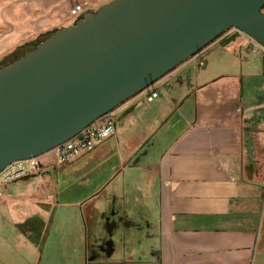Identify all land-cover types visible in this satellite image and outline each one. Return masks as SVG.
Returning <instances> with one entry per match:
<instances>
[{
	"label": "crops",
	"instance_id": "1",
	"mask_svg": "<svg viewBox=\"0 0 264 264\" xmlns=\"http://www.w3.org/2000/svg\"><path fill=\"white\" fill-rule=\"evenodd\" d=\"M48 1L0 0V51L75 23L76 4L91 2L94 11L110 0H64L60 13L40 8ZM255 43L229 28L115 108L112 136L65 164L46 152L38 173L5 184L0 264H142L134 251L107 255L100 247L110 235L98 236L102 218L112 231L118 224L107 187L138 155L137 190L157 213L147 264H264V49ZM79 160L80 179L100 173L84 195L65 196L51 171Z\"/></svg>",
	"mask_w": 264,
	"mask_h": 264
},
{
	"label": "water",
	"instance_id": "2",
	"mask_svg": "<svg viewBox=\"0 0 264 264\" xmlns=\"http://www.w3.org/2000/svg\"><path fill=\"white\" fill-rule=\"evenodd\" d=\"M263 7L264 0H110L57 29L0 68V172L76 136L229 28L264 46ZM100 250L111 255L113 240Z\"/></svg>",
	"mask_w": 264,
	"mask_h": 264
},
{
	"label": "rangeland",
	"instance_id": "3",
	"mask_svg": "<svg viewBox=\"0 0 264 264\" xmlns=\"http://www.w3.org/2000/svg\"><path fill=\"white\" fill-rule=\"evenodd\" d=\"M35 1H38L41 4L43 2V0ZM48 2L49 3H43L44 7H40L44 8V12L51 13L55 10L57 13L61 12L62 5H64V0H54L53 2L49 0ZM71 5L72 4H68V7L65 9L67 13H69V8ZM96 9L97 7L95 8V10ZM36 17L39 18L40 16L37 15ZM60 26V24L53 26L49 31L51 32L53 31V29H59ZM3 31L4 30L0 29V39L4 34ZM39 39H41V37L38 39H33L32 41L34 43ZM31 47L32 45L24 49H18L16 53H11L12 51H0V68L9 64L11 61L23 55L25 52L29 51ZM137 157L130 161V163L126 167L127 169L122 168L119 180H115L114 182L110 183L108 187L106 186L107 194L105 196L112 197L115 205L119 206L120 210L119 213L114 216L118 224L113 229L111 235L108 236L113 240L115 257L127 258L131 251H134L135 261L142 264H147V261L151 260V248L155 246V239L153 237H150V235L151 233H153L152 225L155 224L157 213L155 208L151 213L149 212V210L145 209L143 207V200L140 199L141 193L137 190V186H139V184H143L144 172L142 167H136L134 165V161L137 159ZM78 162H80V160L75 164L72 163L71 165H68L61 170L51 171V178H56L57 181H61V183L59 184V190L61 192L63 191L65 193V196L84 195L88 191V189L92 187L95 177L100 173L96 172L95 175H93L89 180H82L75 174L76 169H74V167L76 164H78ZM110 163L111 162L104 164V166L107 164L105 166L106 169H109V167L107 168V166H110ZM123 176H129V181H125V178ZM99 177H101V174L99 175ZM143 198L145 200V204H147L150 200L148 196H143ZM107 223V218L104 217V219L102 218V221L100 222L101 226H98V236H101L102 240H104L107 236ZM124 223L125 225L126 223L129 225L125 226ZM2 224H4V220L2 217H0V225Z\"/></svg>",
	"mask_w": 264,
	"mask_h": 264
},
{
	"label": "built area",
	"instance_id": "4",
	"mask_svg": "<svg viewBox=\"0 0 264 264\" xmlns=\"http://www.w3.org/2000/svg\"><path fill=\"white\" fill-rule=\"evenodd\" d=\"M93 9L92 3L86 1L82 4H76L71 8V15L76 21L85 14L93 12ZM262 49H264V46L256 42L253 50L260 51ZM145 95L150 101L157 95V92L152 90L145 93ZM114 132L115 115L113 114V111H110L99 117L89 126L83 128L79 134L56 146L51 151L54 152V157L57 163L65 164L71 162L85 152L90 151L98 142L109 138ZM39 157L14 161L5 167L0 172V189L11 181L38 173L42 167V162Z\"/></svg>",
	"mask_w": 264,
	"mask_h": 264
},
{
	"label": "trees",
	"instance_id": "5",
	"mask_svg": "<svg viewBox=\"0 0 264 264\" xmlns=\"http://www.w3.org/2000/svg\"><path fill=\"white\" fill-rule=\"evenodd\" d=\"M55 31V30H54ZM54 31H52V32H50V33H48V34H46V35H44V36H41V39H39V40H37L35 43H33V44H31V43H26V44H24V45H22V46H20L19 47V49H24V48H26V47H28V46H30V45H32V47H31V49H33L34 47H35V45L38 43V42H40V41H42V40H44L49 34H51V33H53ZM30 49V50H31ZM16 52V51H15ZM15 52H13V53H15ZM20 57V56H19ZM18 58V57H17ZM16 58V59H17ZM15 60V59H14Z\"/></svg>",
	"mask_w": 264,
	"mask_h": 264
}]
</instances>
